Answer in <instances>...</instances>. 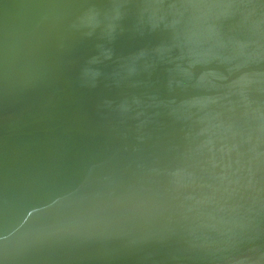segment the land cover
<instances>
[{"label": "water", "instance_id": "95a60500", "mask_svg": "<svg viewBox=\"0 0 264 264\" xmlns=\"http://www.w3.org/2000/svg\"><path fill=\"white\" fill-rule=\"evenodd\" d=\"M0 264H264V0H0Z\"/></svg>", "mask_w": 264, "mask_h": 264}]
</instances>
